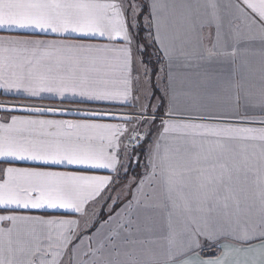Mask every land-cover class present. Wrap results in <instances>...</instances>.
<instances>
[{
    "label": "snow or ice",
    "instance_id": "obj_1",
    "mask_svg": "<svg viewBox=\"0 0 264 264\" xmlns=\"http://www.w3.org/2000/svg\"><path fill=\"white\" fill-rule=\"evenodd\" d=\"M0 96V264H264V0H0Z\"/></svg>",
    "mask_w": 264,
    "mask_h": 264
},
{
    "label": "crops",
    "instance_id": "obj_2",
    "mask_svg": "<svg viewBox=\"0 0 264 264\" xmlns=\"http://www.w3.org/2000/svg\"><path fill=\"white\" fill-rule=\"evenodd\" d=\"M205 31V34H207V29L204 30ZM144 35V34H143ZM142 35V36H143ZM149 51L151 52V49H149ZM0 101H11V102H14V103H25V101L23 100H20L18 98H12V97H7V96H0ZM39 103H44V104H49V103H53L52 101H39ZM67 118H72V117H67ZM14 166H18V167H28L30 165H27V164H17V165H14ZM0 167H7V165H0ZM137 171H140V169H137ZM98 174H106V173H98ZM113 195H115V193H113ZM33 214H36V215H44V216H47L49 215L48 212H38V213H33ZM205 256L207 255V253L204 254ZM192 259H196V254L194 253L191 257Z\"/></svg>",
    "mask_w": 264,
    "mask_h": 264
},
{
    "label": "trees",
    "instance_id": "obj_3",
    "mask_svg": "<svg viewBox=\"0 0 264 264\" xmlns=\"http://www.w3.org/2000/svg\"><path fill=\"white\" fill-rule=\"evenodd\" d=\"M143 35V33H141V36Z\"/></svg>",
    "mask_w": 264,
    "mask_h": 264
},
{
    "label": "rangeland",
    "instance_id": "obj_4",
    "mask_svg": "<svg viewBox=\"0 0 264 264\" xmlns=\"http://www.w3.org/2000/svg\"><path fill=\"white\" fill-rule=\"evenodd\" d=\"M150 52V51H149Z\"/></svg>",
    "mask_w": 264,
    "mask_h": 264
}]
</instances>
